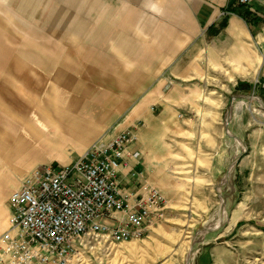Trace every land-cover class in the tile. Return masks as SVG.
<instances>
[{"label": "crops", "instance_id": "0c3cea01", "mask_svg": "<svg viewBox=\"0 0 264 264\" xmlns=\"http://www.w3.org/2000/svg\"><path fill=\"white\" fill-rule=\"evenodd\" d=\"M257 78L264 0H0V237L11 194L37 167L70 165L139 124L130 151L158 188L179 114L204 110L213 80L243 92ZM229 116L225 129L239 127L242 113Z\"/></svg>", "mask_w": 264, "mask_h": 264}, {"label": "rangeland", "instance_id": "374dc122", "mask_svg": "<svg viewBox=\"0 0 264 264\" xmlns=\"http://www.w3.org/2000/svg\"><path fill=\"white\" fill-rule=\"evenodd\" d=\"M233 83L213 80L204 110L179 114L176 158L157 188L168 202L164 220L141 240L74 264H264V80H244L243 92ZM236 109L239 127L226 130Z\"/></svg>", "mask_w": 264, "mask_h": 264}, {"label": "built area", "instance_id": "2783aa9c", "mask_svg": "<svg viewBox=\"0 0 264 264\" xmlns=\"http://www.w3.org/2000/svg\"><path fill=\"white\" fill-rule=\"evenodd\" d=\"M140 126L101 137L70 165H42L28 175L9 199L0 264H74L86 252L141 240L162 222L167 199L138 169L141 153L130 151Z\"/></svg>", "mask_w": 264, "mask_h": 264}, {"label": "trees", "instance_id": "16d2710c", "mask_svg": "<svg viewBox=\"0 0 264 264\" xmlns=\"http://www.w3.org/2000/svg\"><path fill=\"white\" fill-rule=\"evenodd\" d=\"M241 16H245L243 13H240ZM246 17V16H245Z\"/></svg>", "mask_w": 264, "mask_h": 264}]
</instances>
